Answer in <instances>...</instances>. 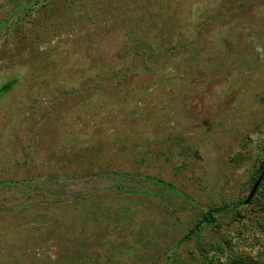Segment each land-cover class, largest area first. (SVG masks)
<instances>
[{"label":"rangeland","instance_id":"374dc122","mask_svg":"<svg viewBox=\"0 0 264 264\" xmlns=\"http://www.w3.org/2000/svg\"><path fill=\"white\" fill-rule=\"evenodd\" d=\"M31 2L45 24L0 36V87L17 79L0 98V264L264 256V200L244 203L264 0H0V29ZM116 68L132 75L118 93L97 80Z\"/></svg>","mask_w":264,"mask_h":264},{"label":"trees","instance_id":"16d2710c","mask_svg":"<svg viewBox=\"0 0 264 264\" xmlns=\"http://www.w3.org/2000/svg\"><path fill=\"white\" fill-rule=\"evenodd\" d=\"M43 2H44V0H43ZM35 3L36 2H31V4L27 7L25 12L21 16H16V14H15V16H14V14L11 15L9 23L0 29V36L7 37L9 35L13 36L14 34H16V36H18L17 34H19V25L23 21H25V23L30 24V26L33 28L42 24V23L45 24V21L47 20V17H46L47 11L44 10L43 12H40L41 11V8H40L39 12L37 13L38 15H36V16L30 15L31 14L30 8ZM43 6H45V8H46V3ZM24 24L21 27L23 32L25 31L24 28H26ZM144 62H145V59L143 58V61H140L139 64L142 66L144 64ZM135 64H137L139 66L138 62L134 63V64L132 63L133 70H135V68H136ZM115 70H119V69L116 68V69H112L110 71L108 70L107 73L102 74L101 76H97V80L102 81L103 79H105L106 81H109L110 83H112V86H115V88H116L115 92L118 93V91H120L126 84H128L130 81H132V75L128 74L126 70L124 73H122L120 71H115ZM152 71H153V69H152ZM16 83H17V79L14 78L13 80L9 81V83L2 85V87H0V98L8 90H10V88H12L14 86V84H16ZM84 89L89 91L90 87L85 86ZM261 151H262L261 152L262 157L259 159L258 165L255 166L254 175H252V177H251L252 186H253L254 182L259 178V176L262 175V178H261V181H260L259 185L257 186L253 196L250 199V203H253L254 200H261V199L264 200V148ZM237 160L238 159H236L235 161H237ZM241 160H244V158L242 156H240L238 161L240 162ZM23 164L25 165V163H23ZM4 181H5V183H13V180H7V181L3 180L0 182H4ZM77 198H79V197H77ZM262 208L264 210V206ZM221 210L222 209L220 207L208 208L202 214V216L199 219L196 227L198 225H201L202 223H207V224L213 223L216 220L215 214L220 212ZM218 264H264V256L251 255L248 253H232L224 261H221Z\"/></svg>","mask_w":264,"mask_h":264},{"label":"water","instance_id":"95a60500","mask_svg":"<svg viewBox=\"0 0 264 264\" xmlns=\"http://www.w3.org/2000/svg\"><path fill=\"white\" fill-rule=\"evenodd\" d=\"M261 178H262V175L259 176V178L254 182V184H253V186H252V188H251V190H250L248 196H247L246 199L244 200V203H247V202L251 199V197L253 196V194H254V192H255L257 186L259 185V183H260V181H261Z\"/></svg>","mask_w":264,"mask_h":264}]
</instances>
